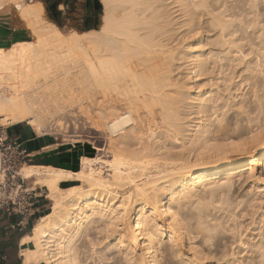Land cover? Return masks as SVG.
Returning a JSON list of instances; mask_svg holds the SVG:
<instances>
[{"label":"bare ground","instance_id":"obj_1","mask_svg":"<svg viewBox=\"0 0 264 264\" xmlns=\"http://www.w3.org/2000/svg\"><path fill=\"white\" fill-rule=\"evenodd\" d=\"M228 1L101 0L104 12L100 27L70 34L45 18L41 0L18 9L37 40L0 47V122L27 121L40 131L46 117L65 109L71 86L78 83L80 110L108 137L113 154L105 162L102 156L99 160L82 157V168L76 172L29 164L22 168L21 176L34 178V189L47 188L53 202L31 233L22 238L24 246H34L22 250L25 263L77 264L80 242L89 241L95 248L93 229L101 227L97 230L104 236L97 243L121 254L126 264H172L168 242L177 256H185L184 242L194 246L189 228L202 234L210 230V216L213 218L215 211L228 210L214 205L213 199L206 201L207 196L201 197V193L213 196L217 189L232 188L240 178L259 180L264 172L262 96H257L258 101L248 111L238 110L241 120L238 117V125L233 127L230 119L225 124L227 119L218 116L221 106L216 107V91L210 90L209 95L201 90L195 95L198 78L209 67L211 85L218 76L226 75L229 64L225 60L233 63L232 59L239 57L246 61L249 55L236 44L238 31L231 16L242 11L239 15L256 17L257 6H264V0H243L241 6L236 3L233 7ZM22 2L0 0V9ZM176 13L184 18V32L196 38L194 41H186L190 39L183 31L187 38L175 36V31L179 30V35L183 30L177 28ZM204 33L210 36V55ZM259 55L245 62L255 78L253 72L259 76L264 66V54ZM180 60L191 65L195 73L189 87L184 82L175 84L169 75L170 64ZM261 87L264 89V84ZM186 99L193 111L188 116L180 110ZM225 114L224 118L229 116ZM192 123H196L195 133L182 140L185 150L178 155L183 161L175 163L177 156L168 162L169 156L163 158L168 150L164 151V144L174 139L177 147L185 127ZM220 136H227L229 142L218 144ZM103 164L109 167L108 177L101 171ZM66 180L82 184L64 189L60 184ZM258 252L264 256V242ZM100 260V264H119L113 252Z\"/></svg>","mask_w":264,"mask_h":264},{"label":"rangeland","instance_id":"obj_2","mask_svg":"<svg viewBox=\"0 0 264 264\" xmlns=\"http://www.w3.org/2000/svg\"><path fill=\"white\" fill-rule=\"evenodd\" d=\"M34 1L36 0H23V2L20 4L9 3L8 5L0 9V22H6L7 26L17 28V32L19 31L23 32L24 34H23V38L21 39V41L37 40L35 34L28 28L25 21L22 20L21 17L18 15V9L22 8L23 5L27 4L28 2L32 3ZM41 1L44 3V7H45V15H44L45 18L48 21L52 22L50 18L48 17V11H47L46 2H45L49 0H41ZM241 1L243 3V0H237V1L229 0L227 5L230 7H233L237 4L239 6L240 4L241 6ZM97 2L99 5V8L97 9H95V0H67L66 3H63V5L61 4L59 6V10L62 12L61 18L64 22V26L62 28L59 27L61 31L64 34H70L73 31L84 32V31L90 30V27L95 23L97 24L96 28H99L102 23L101 20H102V15L104 12V5L101 2V0H98ZM88 5H89V8H88ZM87 10H90L92 14L90 18L86 17L88 15ZM256 12L258 13L256 17L253 14L247 15V13L239 15L240 13H243L242 11L239 12L238 15L236 16H231L232 18L230 17L231 20L234 22L233 27L236 28L238 31L236 33L237 35L235 34L236 37H239L238 43L236 44L239 47L241 46L240 48H242V50L245 51V55L249 54L248 56H246V61H249L252 59L254 60V58H256V55H259V53L261 56H263L264 54V6L261 3L257 6ZM173 16L175 17L174 18L175 22L179 23L177 25V28L178 29L183 28V30H180L181 32L179 35H177L179 33V30L175 31L174 33L176 34L175 36L180 37L181 35L180 38L189 37L190 40H187L188 38L185 40L188 42L194 41V39L196 38L191 39L190 37H193V36L191 35L187 36L184 32L186 28L185 26H184L185 28L182 26V21H185L184 18L180 17L179 13H176ZM182 31L187 37L182 35L183 34ZM209 34L210 32L208 33V35ZM203 36H205L204 37L206 41L205 43L206 44L208 43L207 45H205L206 53L210 55L209 54L210 53V42L207 41V40H210V36H207V34L205 33L203 34ZM184 45L186 44L183 43V45L181 46L182 51L186 50V47ZM251 50H252V53H249L251 52ZM238 58L234 57L232 59V62L234 61L233 63L225 60L229 64L228 66L229 69L226 70L227 71V73L225 72L226 75H220L221 77L218 76L217 80H214L216 82V85L214 84L215 83L214 81H213L214 83L211 82V85H210V67H209L208 70L204 71L199 76L198 81H197L198 83L197 87L199 88L195 90V95L199 94L201 90H207L209 92L208 93L209 95H210V90H213V92L216 91L213 95L214 100L216 99L215 104L219 103L216 105V107L218 109L220 108L219 106L223 108L222 110H220L221 108L219 110H217L216 108V110L218 111V116L220 114L221 119L222 117L225 120L227 119V122H225V124L226 123L228 124V122L231 121V123L229 124H231L233 127L238 125L236 121H238L239 119L241 120V118L236 115V113L241 107L248 111L250 107L254 106L255 102L258 101L257 96H262L261 99L264 101V89L261 87V85L264 84V83L262 84V82H264V66H263L262 72L259 73L260 77L258 76L257 71L253 72L255 73V75L257 74L255 78L254 76H252L254 75L252 74V70H247L246 63H245L246 61H240ZM238 60L240 61L241 65H239ZM225 61H223L224 64H225ZM175 63L170 64L171 65L170 68L172 69L169 72V75L174 81V83L176 84L177 82H181V85H183L184 83L187 86L192 85L195 80V78H193L195 73L192 70L191 65L186 63V61L184 60L182 61L180 60V62L177 61ZM251 65L254 66V63H252ZM230 66L233 69L230 68ZM218 79L220 80L218 81ZM77 84L78 83H75L73 84L74 86L73 85L71 86L73 87L72 90L70 91L71 95L68 98V100H66L67 105L65 109L62 110L63 112L61 111L59 114L56 113L54 114L55 116L53 115L52 117H46L44 119L43 127L40 131L37 129L36 126H33V128L36 130L38 134L45 136L49 140L66 142L69 144H75L77 146L79 145L83 146V148H85L86 150V153L83 155V157L95 158L96 160L97 159L99 160V158L102 156L101 159L103 158L102 160H104V162H105V159L109 161L110 159L113 158V154H111L112 150L109 145V139L107 136H105L100 131H98L97 128L94 126V124L90 122V120L86 119L85 116H83L84 114H82V110H80L81 109L80 108L81 106L80 105L81 104L80 91L81 90H80V85L78 84L79 85L78 86ZM185 101L187 105L184 103ZM189 102L191 103L190 100L188 101V99H186L182 102L183 104L180 103L181 104L180 110L183 113H186L184 114L185 116L186 115L188 116L191 112H193L191 111L192 106L190 105ZM213 111H215V109ZM221 112L222 114L226 113L225 115L227 116L229 115V116L228 117L225 116L226 118H224ZM228 119L230 120L228 121ZM24 122H27V121H24ZM1 124L4 126L9 125V123H5L3 121ZM195 125L196 123H192V126L190 125V126L185 127V131L183 135H181L183 137H180L182 139L180 141H177V147H176V141H174V139H172L173 141L171 139L169 140V142L166 141L163 149L164 151H166L165 148H167L169 151L167 150V153L166 152L163 153L162 152L163 150H161L163 155L166 153L163 158L168 159L170 157L171 159L167 161L174 162L172 160H176L179 157L180 161L176 160L175 163L177 162L181 163V161H183L182 159H180L181 156H178L182 154V152L179 153L180 151L185 150V148L182 145V140L184 139L187 140L189 136L194 135L195 133L194 131L196 127ZM221 137L223 138L222 139L223 141L221 140ZM224 137L225 136H220L218 140L216 139L217 143L218 144L228 143L229 138H226L227 136L225 138ZM244 139H247V138L245 137V138H241V140L240 139L238 140L236 139V140L239 142V140L242 141ZM216 140H214L215 142L213 141V143L216 144ZM167 145L170 146V149H172L173 151L170 150ZM98 147L105 148V150L99 151L97 149ZM173 155L174 156L176 155V156L174 157ZM81 160L82 159H80L78 165L75 166V169L73 170L74 172L82 168ZM28 164L33 165V161L29 162ZM106 164L102 165L103 168L106 167L104 171H103V168L102 170L101 169L100 170L104 173L103 174L101 172L104 176L108 177L109 175L108 173L110 171H109V167L106 166ZM34 181H35L34 178L27 179L24 182V186L32 190V187L34 186L33 185ZM81 184L82 182L77 181V180L76 181L66 180V181L61 182L60 185L62 188L68 189L70 187L78 186ZM233 186L230 189L225 188L228 191V193L225 189L222 188V190L217 189V191L213 193V196L211 193L210 195L209 193H205L206 195L202 193L200 194L202 195L201 197L207 196L206 201L209 199L210 200L213 199L212 201H214V205L219 206V207L221 206L228 210L225 211V209H222L221 211H218V210L215 211V213L212 214L214 215L213 218L212 216H210V230L207 229L202 234H198L196 233L195 229L189 228L191 232V236H192V246L194 244L193 246L194 249L192 247L191 248L189 247L190 246L189 241H185L184 242V245H185L184 251L186 254L185 256H180V257L177 256L172 245L169 244L168 239H166L165 243L168 242L166 244V248H167L166 250L169 251L167 253L169 254L171 253L170 256L172 257V261H173L172 264H264V256H261V254L258 252V247L261 246V242H264V172L262 171L261 177L259 178L258 181H252L249 178H242V179L240 178L239 180L237 179V181L234 182ZM223 190L226 191V195L222 194ZM34 191L35 193L38 194V197H39L38 200H40V202L43 201L44 203V207H43L44 212L40 213V216H38V218L33 222L32 227L34 226V224L38 222L41 216L49 212L51 205L53 203L50 200V198L47 196L49 193L47 188L42 187V186H37L36 189H34ZM137 205L138 204H135L134 207H137ZM189 221L190 220H188V223ZM95 229L96 230L93 229V231L96 232V233H93V236H94L93 241L94 243H96L95 248H92L93 245H91L89 241H84V240L81 241L79 244V254H78L79 255L78 260L79 261L81 260V261L80 263L79 261L77 262L79 264L81 263L82 264H100L101 257H106L108 253L110 254L113 252L114 254H116V258L119 264H126L125 261L122 259L121 254L119 253L117 254L116 251L113 249L109 251L105 250V243L98 244L100 241H102L101 239H103L104 233L102 234L100 231H99L100 233L98 232L99 229L101 230V227L95 228ZM187 257H189V259ZM105 262L106 264H110V261H105Z\"/></svg>","mask_w":264,"mask_h":264},{"label":"crops","instance_id":"obj_3","mask_svg":"<svg viewBox=\"0 0 264 264\" xmlns=\"http://www.w3.org/2000/svg\"><path fill=\"white\" fill-rule=\"evenodd\" d=\"M60 1L59 6L66 3L67 0ZM89 12L90 10H87V18L92 15ZM61 16L60 21L64 26ZM23 34V32H17V28L7 26L6 22H0V47L7 48L9 45L20 42ZM6 132L10 138H17L23 143L28 152L31 153L33 163H36L33 165L58 167L73 171L86 153L83 146L49 140L38 134L28 122L9 124L6 126ZM43 207V201L38 200L36 216L33 218L31 225L24 230L19 229L21 220L19 214L8 213L0 208V264H35L25 263L22 256V250L33 248V244L27 243L24 246L21 241L24 236L31 233L33 222L40 216L41 212H44Z\"/></svg>","mask_w":264,"mask_h":264},{"label":"built area","instance_id":"obj_4","mask_svg":"<svg viewBox=\"0 0 264 264\" xmlns=\"http://www.w3.org/2000/svg\"><path fill=\"white\" fill-rule=\"evenodd\" d=\"M32 161V155L17 138H10L6 126L0 123V208L19 214V229L31 225L37 213L38 194L24 186L22 168Z\"/></svg>","mask_w":264,"mask_h":264},{"label":"trees","instance_id":"obj_5","mask_svg":"<svg viewBox=\"0 0 264 264\" xmlns=\"http://www.w3.org/2000/svg\"><path fill=\"white\" fill-rule=\"evenodd\" d=\"M45 2H46L47 11H48V17L50 18V20L53 23H55L60 28H62L63 24L60 21L61 11L58 9V6H59L61 1L60 0H54V1L49 0V1H45ZM88 8H89V5H88ZM96 26H97V24L95 23L90 27V29L96 28ZM17 41H19V40H17ZM9 46H7V47H9ZM33 164H36V163H33Z\"/></svg>","mask_w":264,"mask_h":264},{"label":"water","instance_id":"obj_6","mask_svg":"<svg viewBox=\"0 0 264 264\" xmlns=\"http://www.w3.org/2000/svg\"><path fill=\"white\" fill-rule=\"evenodd\" d=\"M98 0H95V8H99V5H98Z\"/></svg>","mask_w":264,"mask_h":264}]
</instances>
